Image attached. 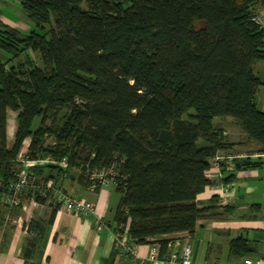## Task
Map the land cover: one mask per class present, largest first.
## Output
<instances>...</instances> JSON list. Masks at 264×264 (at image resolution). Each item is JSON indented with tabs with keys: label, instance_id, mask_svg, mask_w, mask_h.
Segmentation results:
<instances>
[{
	"label": "trees",
	"instance_id": "obj_1",
	"mask_svg": "<svg viewBox=\"0 0 264 264\" xmlns=\"http://www.w3.org/2000/svg\"><path fill=\"white\" fill-rule=\"evenodd\" d=\"M19 4L30 29L0 23V195L12 194L30 139L27 160L56 163L32 170L38 185L53 182L65 193V180L96 193L114 186L115 232L126 233L130 246H157L167 262L174 242L168 236L223 217L217 197L197 200L211 185L205 175L211 159L238 145L215 119L233 120L264 154V112L257 105L264 81L255 73L264 61L257 21L264 19V0ZM8 111L18 125L11 147ZM64 160L66 168L58 165ZM233 165L238 172L262 163L249 157ZM102 172L104 180L95 176ZM27 194L42 205L49 200L37 187ZM230 250L245 259L256 246L240 237Z\"/></svg>",
	"mask_w": 264,
	"mask_h": 264
},
{
	"label": "crops",
	"instance_id": "obj_2",
	"mask_svg": "<svg viewBox=\"0 0 264 264\" xmlns=\"http://www.w3.org/2000/svg\"><path fill=\"white\" fill-rule=\"evenodd\" d=\"M0 23L23 31L30 29L21 16L19 0H2ZM215 121L224 130L231 119ZM17 126V114L8 111L9 147L14 143ZM241 136L240 141L231 142L238 144L234 150L244 152L246 146H252V152L246 154L254 161L260 160L262 166L238 172L233 164L227 168L225 176L233 175L232 181L236 183L228 204L221 203L220 197L206 188L197 200L209 204L217 197L216 207L223 217L199 220L191 234L168 236L174 240L171 254L189 246L194 264H243L245 259L264 264V154H258V145L248 140L244 132ZM30 142V139L25 141L22 155L27 154ZM63 184L68 195L95 202V212L88 216L74 215L59 206L52 224L46 225L52 214V201L38 205L31 202L29 194L23 193L10 202V194L0 195V264H165L158 257L152 259V245L137 246L134 254L118 252L113 219L120 195L114 186L96 193L67 180ZM25 194L26 202L22 199ZM98 219H101V231L97 227ZM31 221H37L39 227L35 225L32 229ZM240 237L256 246V251L245 259L233 256L230 250L231 242Z\"/></svg>",
	"mask_w": 264,
	"mask_h": 264
},
{
	"label": "built area",
	"instance_id": "obj_3",
	"mask_svg": "<svg viewBox=\"0 0 264 264\" xmlns=\"http://www.w3.org/2000/svg\"><path fill=\"white\" fill-rule=\"evenodd\" d=\"M2 7V0H0V9ZM257 21L261 26L264 27V19L261 17H257ZM26 154L22 155V151L19 155V161L21 165L18 166L16 180L14 183L11 184V191H12V198L16 201L18 197L23 194L27 193V191L38 188L40 195L43 197H49L56 203L60 205V208L65 210L68 213L74 215H82L88 216L95 212L96 203L86 198H81L78 196H71L65 193L63 190L58 189L53 182L44 183L42 185H38L37 181L38 178L35 174L32 173V170L36 167L43 166L46 163H53L56 164L54 161L50 159L46 160H27ZM249 155L244 154L239 151L229 150V151H222L217 153L210 161L209 170L206 171L205 175L207 179L211 182V185L207 186V189L216 190L217 196L219 195L221 198V202L228 203L230 201V196L232 191L236 185L234 181L229 183H223V179L225 178V173L222 171V164L227 165L226 169L234 163L236 160H244L248 159ZM59 166L66 168L67 162L64 160L63 162L58 164ZM99 177L100 180H104L106 174L100 173L95 175ZM217 182V184H216ZM2 183H0V188ZM94 187L91 188L94 191ZM47 194V195H46ZM98 230L102 229L101 219H98L97 222ZM129 229V223L126 224V231ZM115 239H116V248L119 250L120 255L126 254H134L136 251V247L130 246L127 242V235L120 234L115 232ZM157 247V246H155ZM156 254H152V259H155L159 254V248L157 247ZM157 255V256H156ZM156 256V257H154ZM165 264H194L193 263V255L192 251L189 246L181 247V250L171 254L170 259L165 262ZM243 264H262L261 261L253 260V259H245Z\"/></svg>",
	"mask_w": 264,
	"mask_h": 264
},
{
	"label": "rangeland",
	"instance_id": "obj_4",
	"mask_svg": "<svg viewBox=\"0 0 264 264\" xmlns=\"http://www.w3.org/2000/svg\"><path fill=\"white\" fill-rule=\"evenodd\" d=\"M5 0H3V2H4ZM7 1V0H6ZM263 14V13H262ZM263 16H264V14H263ZM255 73L257 74V76H259L263 81H264V61H259V62H257L256 63V65H255ZM257 105H258V108L261 110V111H263L264 112V85H262L261 87H260V89L258 90V93H257ZM215 120H217V118L215 119ZM37 123V122H36ZM225 128H224V130H225V132H224V130H223V134H224V136H226L227 137V140H228V137H231L230 138V141L229 142H232V141H240V139H242L241 137V134L243 133L242 132V129L239 127V126H237L236 124H235V122L233 121V120H231V122H229V124L228 125H225L224 126ZM25 148V146L23 147V149ZM251 149H254L252 146L250 147V146H246V148H244V152H242V153H244V154H246V152L247 151H251L252 152V150ZM22 151V150H21ZM251 152H249V153H251ZM216 184H217V182H216ZM28 192V191H27ZM212 192H214L215 193V195H217L216 194V190H213ZM47 195V194H46ZM219 196V195H218ZM26 197H27V195L25 194L24 196H23V201L24 202H26L27 200H26ZM220 197V196H219ZM231 197V196H230ZM47 199H49V198H47ZM221 199V198H220ZM31 202H33V203H36V204H38V205H40L35 199H34V197H31ZM116 200V199H115ZM48 201H52V208H55V206H56V203L52 200V199H49ZM230 202V201H229ZM228 202V203H229ZM221 203H223V202H221ZM228 203H223V204H228ZM57 207V206H56ZM99 231H101V228L99 229ZM155 249H157V247H155V246H153L152 247V249H151V256H152V254H156L157 252H156V250ZM157 256V255H156ZM156 256H154V257H156ZM157 257H159V254H158V256Z\"/></svg>",
	"mask_w": 264,
	"mask_h": 264
}]
</instances>
